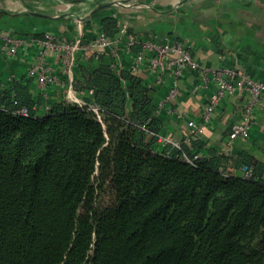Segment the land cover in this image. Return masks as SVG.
<instances>
[{"label":"trees","instance_id":"16d2710c","mask_svg":"<svg viewBox=\"0 0 264 264\" xmlns=\"http://www.w3.org/2000/svg\"><path fill=\"white\" fill-rule=\"evenodd\" d=\"M79 69L90 97L42 115L32 78L0 80V264H264V165L242 151L244 179L201 139L182 160L157 142L159 85L104 58Z\"/></svg>","mask_w":264,"mask_h":264},{"label":"crops","instance_id":"0c3cea01","mask_svg":"<svg viewBox=\"0 0 264 264\" xmlns=\"http://www.w3.org/2000/svg\"><path fill=\"white\" fill-rule=\"evenodd\" d=\"M36 1L0 0V7L6 11L0 18V32H54L70 38H91L101 30L100 21L103 17L114 16L121 21L120 30L115 36L119 40L116 59L126 67L134 52L125 48L131 35L136 34L140 39L168 36L188 45L193 56L205 66L214 68L232 65L252 78L264 81V0ZM105 3L111 6L98 8ZM33 5L47 17L32 14L29 9ZM24 51L14 57L0 53V80L3 86L10 85L12 80L27 78L28 56ZM104 60L110 63L114 57L104 56ZM80 64L74 66L70 79L64 77L62 86L49 87L47 99L32 80L34 97L38 100L41 97L36 106L38 114L45 113L46 103L51 105L60 100L84 103L90 97L88 91L73 89V82L81 78ZM154 78V75H150L149 79ZM196 78V72L187 70L178 81L180 93L175 107L183 118L165 112L158 114L162 120L161 135L183 140L188 134L185 120H199L215 86L192 91ZM164 89L163 86L158 89L160 95H163ZM243 103L242 96L225 98L200 138L205 148H213L234 158L228 170L236 175L243 171L242 163L237 158L242 151L264 165V103L254 111L249 136L227 144L230 125L237 119ZM261 177L264 180V169Z\"/></svg>","mask_w":264,"mask_h":264},{"label":"built area","instance_id":"2783aa9c","mask_svg":"<svg viewBox=\"0 0 264 264\" xmlns=\"http://www.w3.org/2000/svg\"><path fill=\"white\" fill-rule=\"evenodd\" d=\"M118 43L119 40L116 37H108L102 30L91 38L84 36L70 38L54 32H44L42 37L0 32V53L7 57H14L25 50L28 56L27 76L36 82L45 99L48 97L49 87L62 86L64 77L70 79L72 69L80 63L98 62L104 56H112L114 60L109 63L111 68L119 70L126 67L116 59ZM133 46L139 48L132 51V59L126 68L140 75L147 82L148 87L159 85L165 88V92L156 105L157 115L165 112L183 118V115L176 111L175 102L180 93L178 81L187 70L197 73L192 91L215 86L208 103L202 109L199 120L194 118L185 120L188 130L186 137L183 140H173L159 133L157 140L159 144L162 146L170 144L181 150L179 157L193 163L201 154L195 150V141L202 137L205 127L211 122L221 102L227 97L235 96H242L244 103L239 108L237 119L230 125L227 144L230 145L235 139H245L249 136L254 111L264 103V81L256 80L232 65L214 68L205 66L193 56L188 45L172 40L168 36L161 38L150 36L140 39L133 34L129 37L125 48L131 51ZM150 75H154L155 78L150 80ZM88 92L92 94L91 90ZM49 108L50 104L46 103L45 112ZM92 109L97 111L94 106ZM18 112L23 115L28 114L25 107ZM184 145L191 149V153L184 151ZM252 173L251 169L243 170L240 176L250 179Z\"/></svg>","mask_w":264,"mask_h":264},{"label":"water","instance_id":"95a60500","mask_svg":"<svg viewBox=\"0 0 264 264\" xmlns=\"http://www.w3.org/2000/svg\"><path fill=\"white\" fill-rule=\"evenodd\" d=\"M109 6H111V4L105 3V4H100L98 6V8H105V7H109ZM31 13L36 15V16L47 17V15H45L44 13H41V12H38V11H34V12H31Z\"/></svg>","mask_w":264,"mask_h":264},{"label":"rangeland","instance_id":"374dc122","mask_svg":"<svg viewBox=\"0 0 264 264\" xmlns=\"http://www.w3.org/2000/svg\"><path fill=\"white\" fill-rule=\"evenodd\" d=\"M26 2L27 1H30V0H25ZM39 1V2H38ZM44 0H37L36 1V3H40V2H43ZM36 3H34L35 5H36ZM31 12H34V11H36L37 10V8L36 7H34V5H33V7L32 8H30L29 9ZM37 11H39V10H37Z\"/></svg>","mask_w":264,"mask_h":264}]
</instances>
